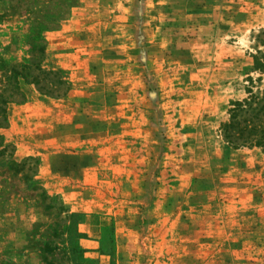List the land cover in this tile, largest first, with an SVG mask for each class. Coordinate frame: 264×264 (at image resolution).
<instances>
[{"label": "rangeland", "instance_id": "1", "mask_svg": "<svg viewBox=\"0 0 264 264\" xmlns=\"http://www.w3.org/2000/svg\"><path fill=\"white\" fill-rule=\"evenodd\" d=\"M263 31L264 0H0L25 95L0 103V264H264V150L222 134Z\"/></svg>", "mask_w": 264, "mask_h": 264}, {"label": "trees", "instance_id": "2", "mask_svg": "<svg viewBox=\"0 0 264 264\" xmlns=\"http://www.w3.org/2000/svg\"><path fill=\"white\" fill-rule=\"evenodd\" d=\"M254 70L264 74V52H259L256 56ZM250 81L252 82V80ZM62 84L66 85L65 82ZM8 92H0V103L6 105L11 100L25 97L19 86L14 92L6 95ZM248 93V98L231 103L230 120L222 125V134L226 142L234 148L258 147L264 150V89L261 92H254L253 88H249ZM6 113L5 109L0 108V128L7 123ZM7 151L8 146H5L1 141L0 157L5 156ZM9 166L11 168L18 167L19 171L23 168L14 161H11Z\"/></svg>", "mask_w": 264, "mask_h": 264}]
</instances>
